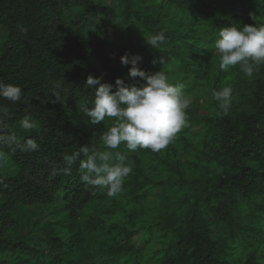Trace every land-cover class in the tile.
<instances>
[{
    "label": "trees",
    "instance_id": "trees-1",
    "mask_svg": "<svg viewBox=\"0 0 264 264\" xmlns=\"http://www.w3.org/2000/svg\"><path fill=\"white\" fill-rule=\"evenodd\" d=\"M232 24H264V3L0 0V79L23 92L16 105L0 97L13 112L0 134L39 145L13 153L0 142L8 154L0 163V263L10 254V264H264V65L251 78L239 65L219 70L214 41ZM161 31L166 43L156 50L145 37ZM125 52L142 57L140 69L184 83L193 103L165 149L120 146L134 170L109 197L86 188L78 163L70 175L52 169L83 145L100 147L109 126L78 111L93 99L88 75L113 90L116 78L144 83L121 64ZM161 55L170 67L152 63ZM226 86L225 115L212 91ZM25 117L35 125L29 131Z\"/></svg>",
    "mask_w": 264,
    "mask_h": 264
},
{
    "label": "clouds",
    "instance_id": "clouds-1",
    "mask_svg": "<svg viewBox=\"0 0 264 264\" xmlns=\"http://www.w3.org/2000/svg\"><path fill=\"white\" fill-rule=\"evenodd\" d=\"M259 2L264 3V0ZM19 30L27 31L23 26ZM166 39L164 31L145 37L146 42L156 50L161 49ZM214 48L219 55V70L227 71L239 65L244 75L251 78L264 65V24H232L223 27L216 34ZM141 59L139 54L128 52L120 56L121 64L132 65L128 71L129 77L133 80L142 78L144 81L139 86L116 78L113 90V85L101 82L100 77L87 76L84 86L94 90L93 99L81 100L78 111L86 115L91 124L107 119L109 126L99 136L100 147L87 144L64 155L63 165L53 167V176L70 175L73 165L78 163L80 180L86 188L105 191L107 196L115 197L134 170V163L127 161L124 153L118 150L122 144L130 152L138 149L159 152L174 142L177 134L187 126V109L192 105L193 97L184 91V83L171 82L165 70L146 72L140 69L137 63ZM157 62L170 67L162 55L152 60L153 64ZM60 87V83L56 82L55 88ZM232 92L230 86L212 91V97L225 115L231 107ZM52 93L60 101L59 91ZM0 97L16 105L22 101L23 92L21 87L0 79ZM12 116V110L0 104V132L6 128V121ZM21 127L29 131L35 125L29 117H25ZM0 142L7 144L13 153L17 149L31 152L39 147L35 139L21 138L14 132L0 134ZM7 159L8 154L0 149V163Z\"/></svg>",
    "mask_w": 264,
    "mask_h": 264
},
{
    "label": "rangeland",
    "instance_id": "rangeland-1",
    "mask_svg": "<svg viewBox=\"0 0 264 264\" xmlns=\"http://www.w3.org/2000/svg\"><path fill=\"white\" fill-rule=\"evenodd\" d=\"M5 38L4 35L0 33V54L2 52V44L4 42ZM12 261V256L10 254H4L2 255L1 263L0 264H10Z\"/></svg>",
    "mask_w": 264,
    "mask_h": 264
}]
</instances>
